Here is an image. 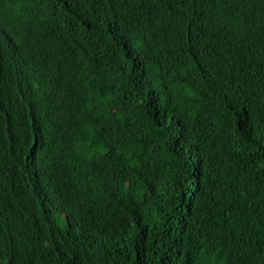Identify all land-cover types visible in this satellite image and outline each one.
Here are the masks:
<instances>
[{
  "label": "trees",
  "instance_id": "trees-1",
  "mask_svg": "<svg viewBox=\"0 0 264 264\" xmlns=\"http://www.w3.org/2000/svg\"><path fill=\"white\" fill-rule=\"evenodd\" d=\"M0 264H264V0H0Z\"/></svg>",
  "mask_w": 264,
  "mask_h": 264
}]
</instances>
